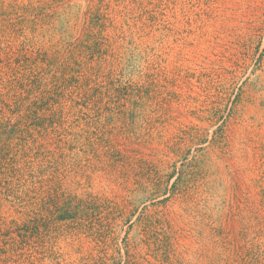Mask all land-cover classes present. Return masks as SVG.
Instances as JSON below:
<instances>
[{
    "label": "rangeland",
    "instance_id": "obj_1",
    "mask_svg": "<svg viewBox=\"0 0 264 264\" xmlns=\"http://www.w3.org/2000/svg\"><path fill=\"white\" fill-rule=\"evenodd\" d=\"M0 264H264V0H0Z\"/></svg>",
    "mask_w": 264,
    "mask_h": 264
}]
</instances>
